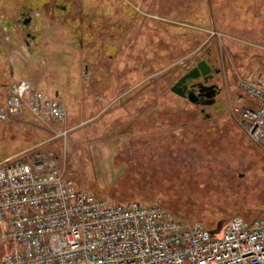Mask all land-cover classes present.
<instances>
[{"label":"rangeland","instance_id":"1","mask_svg":"<svg viewBox=\"0 0 264 264\" xmlns=\"http://www.w3.org/2000/svg\"><path fill=\"white\" fill-rule=\"evenodd\" d=\"M15 3L11 12L1 5L3 24L24 5ZM82 7L108 13L110 30L87 31L81 21L77 28L73 15H36L28 55L16 26L1 29L0 102L23 78L44 92L70 88L73 110L61 100L68 110L61 121L30 114L0 121V159L52 150L74 184L113 201L169 205L214 235L233 215L264 214V150L230 111L238 78L264 71V0H82ZM201 59L217 69L219 87L203 110L171 90ZM3 253L0 243V262Z\"/></svg>","mask_w":264,"mask_h":264},{"label":"built area","instance_id":"2","mask_svg":"<svg viewBox=\"0 0 264 264\" xmlns=\"http://www.w3.org/2000/svg\"><path fill=\"white\" fill-rule=\"evenodd\" d=\"M231 114L264 150V71H247ZM29 113L49 124L64 104L20 78L0 103V121ZM0 159V264H264V214L233 215L220 235L157 203L98 197L67 179L52 150Z\"/></svg>","mask_w":264,"mask_h":264},{"label":"flooded vegetation","instance_id":"3","mask_svg":"<svg viewBox=\"0 0 264 264\" xmlns=\"http://www.w3.org/2000/svg\"><path fill=\"white\" fill-rule=\"evenodd\" d=\"M5 1L7 3L6 9L11 12V8H13V5L16 4L15 0L14 1L0 0V8L3 2L5 4ZM34 1H39L40 2L39 5L38 6L29 5V4L26 5L25 3V2L32 3ZM79 1L80 3L78 2V0H75V2L73 0L71 1L69 0H22L24 5H22L21 7H18L19 9L17 8L18 11L16 14H14L16 16L13 17V21H11V17L9 18L8 21H5L4 24L0 21V54H4L5 52V50L3 51L4 44L2 43L3 41L1 38L2 37L1 29L4 32H6L7 30L11 31V28L13 26H16L18 30L24 34V37H23L24 44L22 48L24 49V52L27 53L28 55H30V53H33L34 47L32 46V43L35 40V35L30 31L31 22L32 20L37 19L38 16L36 15L44 14L45 16H49V13L51 11H53L58 16L59 19L67 18L66 16L73 15L75 17L73 18L74 22L76 23L77 21V25H75L77 26V28L79 26L78 24L81 21L80 26L83 27V24H85L84 26L87 27V31L99 30L101 32V31L110 30L108 28H111V27L108 24L104 23V21L106 22L105 17L109 15L108 13H106L105 11L97 12L95 7L94 8H84L82 7V0H79ZM72 5H74L75 7L72 8ZM66 20H70V19L68 18ZM118 22H119L118 25L120 26L124 24L122 23V20L121 21L119 20ZM72 30L75 31L74 29ZM9 41L11 43V37ZM208 64H209L210 70L206 74H202L199 70L193 71L196 65L195 66L193 65L192 67L187 68L183 72V74H181L180 78L183 77L185 74L192 72V71L194 72L193 73L194 77L186 76L185 79L182 80L179 86L177 87V88H180V90L184 92V96L182 97L186 99H187V94L189 92H194L198 96L194 104L201 106L202 107L201 110H203V106L210 105V104L205 103L207 100L211 99L204 95V93H207L210 91L209 89L205 87L209 85H216L214 96H216L217 92L219 91V87L217 86V84L212 81L213 75L217 74L218 71L217 69L213 68V66L210 63ZM214 101H215V97H214ZM213 103L214 102H212L211 104Z\"/></svg>","mask_w":264,"mask_h":264},{"label":"water","instance_id":"4","mask_svg":"<svg viewBox=\"0 0 264 264\" xmlns=\"http://www.w3.org/2000/svg\"><path fill=\"white\" fill-rule=\"evenodd\" d=\"M199 70L202 74H206L209 70H210V67H209V64L206 62V60L204 59H201L200 61H198L196 63V66L194 67V70L193 71H197ZM189 72L187 74H185L183 77H181L172 87H171V90L180 95V96H184V92L180 90V88H177L179 86V84L181 83L182 80L185 79L186 76H191V77H194L193 73L194 72ZM205 88L209 89L210 91L207 92V93H204V95L208 98H211L209 100H207L205 103L207 104H211L212 102H214V95H215V90H216V85H209V86H206ZM202 92V91H200ZM198 96L194 93V92H189L187 94V99L194 103L196 102Z\"/></svg>","mask_w":264,"mask_h":264},{"label":"crops","instance_id":"5","mask_svg":"<svg viewBox=\"0 0 264 264\" xmlns=\"http://www.w3.org/2000/svg\"><path fill=\"white\" fill-rule=\"evenodd\" d=\"M66 92H64V94H61V92H58L57 90H55L56 92H54V90H52V89H47L46 90V92H44L46 95H48V96H51V97H54V98H56L57 100H62L63 102H64V104L65 105H67L66 106V108H69L70 107V111L71 110H73L72 109V107H71V105H72V102H71V100L69 99V96L70 95H68L70 92H71V89L70 88H66ZM71 94V93H70ZM61 98V99H60ZM70 101V102H69ZM3 102V101H2ZM2 102H0V103H2ZM67 112H68V110H67ZM25 115H29V113H25ZM12 155V154H11ZM7 156H9V155H7ZM7 156H2V157H7Z\"/></svg>","mask_w":264,"mask_h":264},{"label":"trees","instance_id":"6","mask_svg":"<svg viewBox=\"0 0 264 264\" xmlns=\"http://www.w3.org/2000/svg\"><path fill=\"white\" fill-rule=\"evenodd\" d=\"M96 195V194H95ZM96 196H98V197H102V196H99V195H96ZM105 198V197H104ZM133 200V199H132ZM128 201H130V200H128ZM121 202H124V201H121ZM140 202V201H139ZM142 203V202H141ZM165 207V206H164ZM166 209H168V210H170L172 213H173V209H171V207L169 206V205H166V207H165ZM174 214V213H173ZM175 215V214H174ZM214 235V234H213ZM216 235V234H215Z\"/></svg>","mask_w":264,"mask_h":264}]
</instances>
